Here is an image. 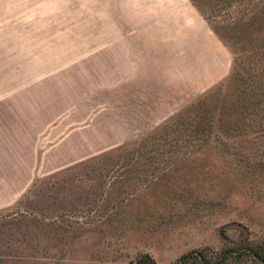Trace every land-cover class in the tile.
<instances>
[{
  "label": "rangeland",
  "instance_id": "374dc122",
  "mask_svg": "<svg viewBox=\"0 0 264 264\" xmlns=\"http://www.w3.org/2000/svg\"><path fill=\"white\" fill-rule=\"evenodd\" d=\"M263 50L264 0H0V106L49 121L0 161V264L264 248V120L220 113Z\"/></svg>",
  "mask_w": 264,
  "mask_h": 264
},
{
  "label": "trees",
  "instance_id": "16d2710c",
  "mask_svg": "<svg viewBox=\"0 0 264 264\" xmlns=\"http://www.w3.org/2000/svg\"><path fill=\"white\" fill-rule=\"evenodd\" d=\"M264 53V50L263 52ZM252 54V55H251ZM241 56L239 67L227 84L220 110L229 128L255 126L264 120V65H256L253 52ZM247 55H251L247 58ZM263 55V54H262ZM248 59V60H247ZM253 62V63H252ZM248 253L264 261V248L253 244L242 245L240 251L224 248L220 253L209 252L207 247H197L183 252L168 264H223L230 254ZM129 264H158L149 252H143L130 260Z\"/></svg>",
  "mask_w": 264,
  "mask_h": 264
},
{
  "label": "crops",
  "instance_id": "0c3cea01",
  "mask_svg": "<svg viewBox=\"0 0 264 264\" xmlns=\"http://www.w3.org/2000/svg\"><path fill=\"white\" fill-rule=\"evenodd\" d=\"M1 107L3 106H0V161L4 166L7 152L17 153L18 158H21L22 139H42L49 121H38L36 112L31 116L23 115L21 106L8 111Z\"/></svg>",
  "mask_w": 264,
  "mask_h": 264
}]
</instances>
